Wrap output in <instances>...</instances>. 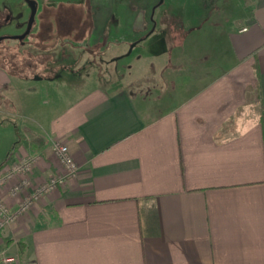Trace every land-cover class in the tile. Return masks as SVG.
Returning a JSON list of instances; mask_svg holds the SVG:
<instances>
[{
    "label": "crops",
    "instance_id": "obj_1",
    "mask_svg": "<svg viewBox=\"0 0 264 264\" xmlns=\"http://www.w3.org/2000/svg\"><path fill=\"white\" fill-rule=\"evenodd\" d=\"M169 4L147 48L157 62L120 73L125 87L36 77L37 102L6 125L0 167L40 155L43 183L62 172L54 141L80 166L1 232L18 264H264V0Z\"/></svg>",
    "mask_w": 264,
    "mask_h": 264
},
{
    "label": "rangeland",
    "instance_id": "obj_2",
    "mask_svg": "<svg viewBox=\"0 0 264 264\" xmlns=\"http://www.w3.org/2000/svg\"><path fill=\"white\" fill-rule=\"evenodd\" d=\"M169 1L170 0H110L108 4L104 3L100 5V9H103L106 6L112 7L115 2L116 7L120 8L119 13L118 11L108 12L107 10H99L100 15L96 14L93 16L95 20L93 36L95 37H90L88 33L86 36L88 40H92L89 43L94 51L96 49L93 47L97 44H107L103 60L94 58L89 54L83 58V63L80 62L81 60L76 54H84L83 51L87 48L85 46H76L70 41L56 39V18L54 17V12L50 10L45 11L41 19L38 18V23L40 25L42 23L44 27L43 34L40 35V38L32 35L28 38L24 46L16 40L1 41L0 70L3 71V74L0 73V106L3 107L4 111L8 110V114L3 112L0 115V123L3 124L6 122V124L0 125V141L3 135L9 132V129L6 130L5 128L7 127L6 125L11 123L21 124L24 122L22 114L17 107H20L27 99L37 102L38 99L36 95H33L31 98L29 97V95H31L30 93L34 94L37 90L41 89V84L35 80L36 77L50 76L56 78V83L60 88L69 87V84L73 83V81L83 83L86 88H95L110 81L113 77V71L123 74L131 72L132 75L137 76V62L139 60L145 61V66L150 68L149 65L151 63L157 62L155 57H151L147 54V48L151 37H147L138 42L131 52L130 49L134 43L133 40L144 37L148 31L155 28L153 21L157 22L161 13L166 10L170 13V8L172 6H169ZM81 11L84 17L86 13H89L83 7ZM141 14L145 15L148 20L147 24L144 25L141 30H138L134 25H137V17ZM153 15L154 19L151 20L150 18H152ZM78 17L80 18V15H78ZM178 18L179 17H177V19H175V17L170 18L171 23L173 21L177 23ZM156 26L158 30L161 25L158 22ZM41 29L42 26L40 32ZM74 29L76 31V29L79 28L76 27ZM89 33H91V31ZM72 34L71 32V35ZM186 35L187 33L185 32V36ZM167 36L170 40L183 37L182 32H174L172 34L168 32ZM120 39L124 40L121 41ZM38 40H41L43 47H36L38 44L36 45L34 43ZM8 48L10 49L8 50ZM39 48L42 51V56L37 58L33 53ZM115 58H117V60ZM88 59L93 60V63H87L86 61ZM84 66L88 67V71L83 70ZM81 71L85 74L81 75L79 73ZM5 75H8V77ZM29 83L30 85L28 86ZM80 94L81 92H78V95ZM12 97L14 98L13 103H11L10 100ZM10 108L15 109L12 115L9 113L11 112ZM30 155L31 154H28L27 156ZM10 156L11 154L9 157ZM40 160L41 159H39V161Z\"/></svg>",
    "mask_w": 264,
    "mask_h": 264
},
{
    "label": "flooded vegetation",
    "instance_id": "obj_3",
    "mask_svg": "<svg viewBox=\"0 0 264 264\" xmlns=\"http://www.w3.org/2000/svg\"><path fill=\"white\" fill-rule=\"evenodd\" d=\"M36 1H37V12L30 33L23 40H19V39H13L11 37L15 35L23 34L28 29L29 21L31 17L30 4L27 0H0V37H5L1 41L16 40L17 42H19L21 45L24 46L26 45L28 38L30 36L35 35L38 36V38H40V35L43 34L44 27L42 23L41 25L38 23V18L41 19L42 15L45 14V11L50 10L54 12V17L56 18L55 20L56 21L55 31L57 36L56 39L70 41L76 46H80V47L85 46L87 48L83 51L84 54L83 53L76 54L80 58L81 60L80 62L83 63L82 61L83 58L89 54L94 58H99L100 60H103V55L106 51L107 44L106 43L97 44L95 47H93L96 49L94 51L92 50V47H90V43H89L92 40H88L86 36L88 33L90 37H95L93 36V32L95 29V20L93 19V16H95L96 14L99 15L100 14L99 10H107L108 12L118 11L119 13L120 8L116 7L115 2L112 7L106 6L103 9H100V5H103L104 3L108 4L110 0H36ZM82 7L87 12H89L88 14L87 13L85 14V17L83 16L84 14L81 13ZM78 15H80V18L78 17ZM150 19L151 20L154 19V15ZM153 23L155 25V28L153 30L148 31L147 34L144 35V37H140L139 39L136 38L135 40H133L135 45L141 40L150 37L152 33H156L155 30H156L157 22L153 21ZM41 26L42 29L40 32ZM115 26L119 27L118 25ZM76 27H78L79 29H76L75 31L74 28ZM134 27L137 28V25H134ZM90 31L91 33H89ZM71 32L73 33L72 35ZM120 40L123 41L124 39H120ZM34 44L36 45L38 44L36 47L39 46L43 47L41 44V40L35 41ZM9 49L10 48H8V50ZM33 55L37 58L41 57L42 51L40 50V48L35 50ZM115 59L117 60V58ZM86 62L93 63V60L88 59ZM83 70L88 71V67L84 66ZM79 73L81 75L85 74L82 73V71ZM123 79L124 78L122 75H120V73L113 71L112 79L110 81H107L106 83L111 84L113 88L114 86L115 88L116 87L122 88L125 87L123 83L124 81Z\"/></svg>",
    "mask_w": 264,
    "mask_h": 264
},
{
    "label": "built area",
    "instance_id": "obj_4",
    "mask_svg": "<svg viewBox=\"0 0 264 264\" xmlns=\"http://www.w3.org/2000/svg\"><path fill=\"white\" fill-rule=\"evenodd\" d=\"M247 30L244 28L243 31ZM53 153L62 167V172L51 176L43 183H35L32 177L33 168L42 157L33 155L20 158L8 157L0 167V191L8 189L9 195L17 201L12 208L0 198V234L24 217L38 201L53 193L67 179L77 177L80 166L70 152L69 146L61 141L52 144ZM0 264H18V257L7 248L0 249Z\"/></svg>",
    "mask_w": 264,
    "mask_h": 264
},
{
    "label": "water",
    "instance_id": "obj_5",
    "mask_svg": "<svg viewBox=\"0 0 264 264\" xmlns=\"http://www.w3.org/2000/svg\"><path fill=\"white\" fill-rule=\"evenodd\" d=\"M30 4V7H31V17H30V21H29V27L28 29L26 30L25 33L23 34H20V35H15V36H12L11 38L13 39H19V40H23L29 33H30V30H31V27L33 25V22H34V19H35V15H36V12H37V1L36 0H27ZM163 1V0H161ZM5 37H0V41L3 40ZM135 45V43L132 45V48L133 46ZM131 48V50H132ZM130 50V52H131Z\"/></svg>",
    "mask_w": 264,
    "mask_h": 264
}]
</instances>
